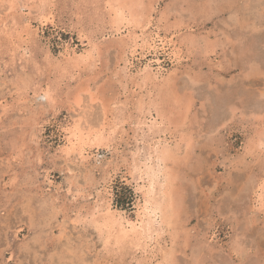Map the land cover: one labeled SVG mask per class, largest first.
I'll return each mask as SVG.
<instances>
[{"label":"rangeland","instance_id":"374dc122","mask_svg":"<svg viewBox=\"0 0 264 264\" xmlns=\"http://www.w3.org/2000/svg\"><path fill=\"white\" fill-rule=\"evenodd\" d=\"M263 196L264 0H0V264H264Z\"/></svg>","mask_w":264,"mask_h":264},{"label":"bare ground","instance_id":"6f19581e","mask_svg":"<svg viewBox=\"0 0 264 264\" xmlns=\"http://www.w3.org/2000/svg\"><path fill=\"white\" fill-rule=\"evenodd\" d=\"M114 3V2H113ZM127 7V6H126ZM125 13V12H124ZM127 13V12H126ZM132 13V12H131ZM134 14H136V13H134ZM116 15H117V17H119L118 15H123L122 17L123 18H125L124 16H125V14H123V11L122 10H116ZM131 17V16H130ZM234 17V16H233ZM122 18V19H123ZM126 19V18H125ZM115 20V19H114ZM132 20V19H131ZM115 22H117V20L115 21ZM121 22V21H120ZM122 25V24H121ZM117 27L119 26V25H116ZM115 26V27H116ZM117 27H116V29H117ZM118 31V30H117ZM143 33V32H142ZM141 35V34H140ZM145 36V35H144ZM150 37V36H149ZM163 37V36H162ZM159 38L158 39V37L157 36H155L154 35V37H152L151 39H150V44H151V46H153L152 48H154L157 44H156V42H157V40H160L161 41V44H164L165 45V41H164V38ZM144 39V38H143ZM147 41H148V39H146ZM146 40H144V41H146ZM168 40V39H167ZM132 41V40H131ZM141 41V40H140ZM135 42V41H134ZM138 41H136L135 43H133V45L134 44H136ZM149 42V41H148ZM148 42H146L147 44H148ZM158 43V42H157ZM137 44H139V43H137ZM160 44V45H161ZM168 45V44H167ZM135 46V45H134ZM134 46H133V48H134ZM136 46H138V45H136ZM140 46V45H139ZM147 46V45H146ZM145 46V47H146ZM97 47V46H96ZM164 47V46H163ZM130 48V47H129ZM147 48V47H146ZM95 49V48H94ZM138 49V48H137ZM155 49H157V48H155ZM135 48L134 49H132L131 50V54L132 53H134L135 52ZM144 53V52H143ZM134 55V54H133ZM133 55H131V56H133ZM149 69H150V67H149ZM146 76H148V74L146 75ZM144 79H146V78H144ZM148 79V78H147ZM171 86V85H170ZM171 88V87H170ZM169 90V89H168ZM172 92V91H171ZM185 96H187V95H185ZM177 97V96H176ZM143 101L144 100H142V104H143ZM141 103H140V105H141ZM147 103V102H146ZM145 104V103H144ZM191 104V103H190ZM140 105H139V109L142 111V109L141 108H143L142 106L140 107ZM153 105V104H152ZM160 106V105H159ZM152 107V106H151ZM138 109V110H139ZM147 109H148V107H147ZM158 109V108H157ZM139 110V111H140ZM141 111H140V113H141ZM143 111H144V109H143ZM143 114H145L144 112H143ZM156 120V119H155ZM159 121V120H158ZM153 122V121H152ZM155 122V121H154ZM153 122V123H154ZM147 123V122H146ZM151 124V126L152 125H154V124ZM158 123V122H157ZM150 124V123H149ZM148 125V124H147ZM149 126V125H148ZM147 126V127H148ZM140 127V126H139ZM142 127H143V125H142ZM154 127V126H153ZM149 128V127H148ZM152 128V127H151ZM151 128L149 129L150 131H152L151 130ZM160 128V127H159ZM142 129V128H141ZM147 129V128H146ZM145 128L143 129V130H146ZM161 130V129H160ZM74 131V130H73ZM82 131V130H81ZM162 131V130H161ZM160 131V132H161ZM158 132V131H157ZM164 132V131H163ZM145 133H147L146 131H145ZM153 133V132H152ZM80 134H81V132H80ZM150 134V133H149ZM161 134V133H160ZM88 135V134H87ZM76 136V135H75ZM143 136H145V134L143 135ZM153 136V135H152ZM74 137V136H73ZM79 137V136H78ZM149 136H147V138H148ZM79 139V138H78ZM77 139V140H78ZM151 139H152V137H151ZM73 140H75V139H73ZM73 140H71V142L73 143L74 141ZM82 140V139H81ZM81 140H79V141H81ZM84 142V141H83ZM82 143V142H81ZM77 145V144H76ZM81 145V144H80ZM152 145V144H151ZM150 146V145H149ZM149 146H148V148H149ZM167 146V145H166ZM151 147V146H150ZM158 147V146H157ZM81 148H82V146H81ZM80 148V149H81ZM150 149V148H149ZM158 149V148H157ZM83 150V149H82ZM80 151V150H79ZM157 151V150H156ZM156 151H155V153H156ZM136 152V151H135ZM148 152V151H147ZM150 152V151H149ZM136 153H138V151L136 152ZM140 153V152H139ZM152 153V152H151ZM144 154H145V152H144ZM149 154V153H148ZM141 155V154H140ZM154 155V154H153ZM174 151L171 149V148H169V147H163V148H159V150L157 151V160L158 161H163L164 163L167 161V160H169V159H171V160H173L172 158L174 157ZM148 156H150V155H148ZM156 155H154L153 156V158L155 157ZM139 157V156H138ZM150 157H152V155L150 156ZM140 158V157H139ZM156 158V157H155ZM150 159V158H149ZM140 160V159H139ZM147 160V159H146ZM155 160V159H154ZM153 160V161H154ZM155 162V161H154ZM159 163V162H158ZM163 163V164H164ZM145 164H146V161H145ZM152 164V163H151ZM157 165V164H156ZM142 166V165H141ZM151 166V165H150ZM163 168V167H162ZM166 168V167H165ZM161 170V169H160ZM170 172L172 171V170H169ZM169 171H164L163 173H164V176L166 177L165 178V180L164 181H162V182H160V171H159V169H150V171H148L147 172V174H148V176H149V186H148V189H147V191H145L144 192V197H145V204H144V207H143V212H144V215H146V216H148L150 219H152L153 217H154V219H159V222L158 223H160V224H163V225H165V224H167V225H173L177 220H176V218H177V216H178V212H179V210H180V199L178 198V196H177V193L175 192V190L173 189V187H172V178H170V176H171V174H170V172ZM173 177V176H172ZM175 177H176V175H175ZM159 178V179H158ZM174 178V177H173ZM143 180V179H142ZM176 180V179H175ZM105 194H106V192H104ZM104 194V195H105ZM143 196V195H142ZM264 197V196H263ZM100 199V198H99ZM262 199H264V198H262ZM102 200H104L103 198H102ZM105 200H106V198H105ZM104 200V201H105ZM108 200H109V198H108ZM97 201V200H96ZM110 201V200H109ZM144 201V200H143ZM100 203V202H99ZM97 204H98V202H97ZM105 204V203H104ZM103 204V205H104ZM109 204V203H108ZM96 205V204H95ZM103 205H102V207H103ZM143 205V204H142ZM139 208H140V206H139ZM142 208V207H141ZM94 209H96V208H94ZM112 209V208H111ZM97 210V209H96ZM102 210V209H101ZM110 211V210H109ZM108 211V212H109ZM112 211V210H111ZM110 211V212H111ZM140 211V210H139ZM141 212V211H140ZM139 212V213H140ZM112 213V212H111ZM121 214V213H120ZM108 215V214H107ZM106 216V215H105ZM109 216V215H108ZM140 216V215H139ZM114 217V216H113ZM156 217V218H155ZM106 218V217H105ZM143 218V217H142ZM109 219V218H108ZM107 219V220H108ZM113 219V218H112ZM125 219V218H124ZM137 219H139V218H137ZM178 219V218H177ZM104 220V219H103ZM106 220V221H107ZM115 220V219H114ZM126 220V219H125ZM105 221V222H106ZM139 221V220H138ZM126 222V221H125ZM145 220H142V221H140V225H131L132 227H131V229H129L128 230V228H123L122 229V235H121V238L120 239H122V240H124L126 237H129V235L131 234L132 235V233L133 234H138L139 235V238H141V237H144V236H146V235H149L150 236V233H152V231H154V230H152V225L154 224L153 223V220L151 221V222H146ZM97 223V222H96ZM107 223V222H106ZM114 223V222H113ZM130 223V222H129ZM153 223V224H152ZM157 223V224H158ZM108 224V223H107ZM178 224V223H177ZM106 225V224H105ZM99 226V225H98ZM126 226V225H125ZM157 226H159V225H157ZM124 227V226H123ZM163 227V226H162ZM99 228H100V226H99ZM154 228H156V227H154ZM104 229V228H103ZM105 229H108V228H105ZM159 231H160V227H158L157 228ZM157 229H155L156 231H157ZM163 229V228H162ZM109 230V229H108ZM119 230V229H118ZM105 231V230H104ZM107 233V232H106ZM110 232H108V234H109ZM120 233V232H119ZM118 234V233H117ZM107 236V235H106ZM136 237V236H135ZM150 237H152V235L150 236ZM116 238V237H115ZM148 238V237H147ZM115 240H117V239H115ZM122 240H121V242H122ZM127 240V239H126ZM141 240V239H140ZM149 240V239H148ZM125 241V240H124ZM150 241V240H149ZM143 242V241H142ZM117 244H118V242H116ZM133 244V243H132ZM127 245V244H126ZM135 245H137V244H135ZM141 246V245H140ZM172 258V256L171 257H169L168 259L170 260ZM166 259V258H165ZM168 263V262H167Z\"/></svg>","mask_w":264,"mask_h":264}]
</instances>
